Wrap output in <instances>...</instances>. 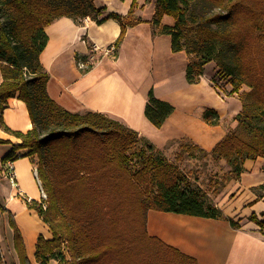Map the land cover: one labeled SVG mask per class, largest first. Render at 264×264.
<instances>
[{"label":"trees","instance_id":"16d2710c","mask_svg":"<svg viewBox=\"0 0 264 264\" xmlns=\"http://www.w3.org/2000/svg\"><path fill=\"white\" fill-rule=\"evenodd\" d=\"M198 1L156 0L149 22L157 28L164 16L174 20L161 33L171 36L173 52L184 51L189 56V83H198L213 62L218 74L229 77L232 89L228 95L237 94L245 85L250 89L235 117L237 129L211 151L214 160H226L239 178L246 160L264 158V0H202L217 11L190 14ZM137 8V0H132L127 15L110 13L98 21L119 22L121 33L113 44L117 50L127 29L143 22L135 17ZM104 9L95 0H0L1 121L9 100L17 98L26 104L32 122L27 132L5 126L22 142L13 144L0 163L6 167L8 161L24 157L37 160L47 207L36 201L28 207L49 226L53 238H38L35 259L40 264L52 260L59 264H199L149 234L148 212L219 219L222 211L187 191V176L178 165L152 154V146L149 153H138L141 166L132 171L129 152L143 141L139 132L103 113L68 111L49 95L50 75L41 62L48 42L46 27L62 17L80 23L103 14ZM216 78L211 79L213 85ZM174 109L150 90L145 116L151 124L161 128ZM203 118L210 125L220 122L214 109H207ZM0 144L12 143L0 140ZM180 148L188 146L182 142ZM152 185L156 194H151ZM0 209L9 214L14 229L18 263L32 264L14 216L2 205ZM250 221L260 229L264 226V220L255 215ZM230 223L239 228L233 219Z\"/></svg>","mask_w":264,"mask_h":264},{"label":"crops","instance_id":"0c3cea01","mask_svg":"<svg viewBox=\"0 0 264 264\" xmlns=\"http://www.w3.org/2000/svg\"><path fill=\"white\" fill-rule=\"evenodd\" d=\"M138 3L135 17L143 22L127 29L120 48L116 49L117 57H101L93 66L89 63L91 67L86 71L79 68L77 63L80 58L89 56L90 46L97 45L106 49L116 42L121 33L117 20L108 19L101 24L98 21L105 19L110 13L127 15L132 0H95L98 8L105 7L103 14L87 17L80 21L81 24L72 18L62 17L46 27L48 42L41 55V62L50 75L49 95L59 106L73 113L90 111L119 118L129 128L139 132L143 140L150 141L159 149L179 150L182 142H193L199 148L211 152L228 134L229 124L225 122L226 118L240 112L241 103L237 101V109L229 112L228 103L204 79V75L198 83H189L186 79L189 56L184 51L173 52L171 36L161 33L164 26H172L173 19L164 16L161 25L156 28L149 22L154 15V7L150 8L144 0H137ZM146 11L148 15H145ZM88 59L85 62H89ZM205 83L215 96L214 104H207L200 97L193 99V87L200 88ZM111 84H116L121 89L122 98H127V95L131 98L128 110L135 119L130 120L120 111L121 104L107 102L104 95ZM177 85L179 89H176ZM150 90H153L158 99L171 103L175 108L161 128L155 127L145 116ZM207 109H214L218 113V125H210L204 120L203 115ZM30 120L26 104L17 98H11L9 107L3 112L2 121L0 115V140H8L12 144H0V162L13 148V144L22 142L5 130V126L12 131L27 132L32 128ZM13 163L18 184V188L13 187L15 190L5 183L6 179H2L0 163V205L14 216L31 263L40 264L35 259L38 238L42 235L46 239H52L53 235L36 210L30 209L23 201L24 198L41 201L40 179L37 178L36 165L31 157H24ZM243 169L240 177L231 182L216 203L223 218H202L150 210L147 215L149 234L164 241L159 233L151 232L150 227L154 221L159 227L160 223L173 216L181 219H204L207 235H210L209 238H216L225 252L224 264H264V237L260 226L250 221L252 215L260 221L264 220V189H261L264 185V158L246 160ZM19 193L21 194L18 195ZM231 219L239 224V228L231 225ZM3 235L19 264L9 214L0 209V244ZM164 242L203 264L197 253L184 251L169 241ZM50 264L59 262L52 260Z\"/></svg>","mask_w":264,"mask_h":264},{"label":"rangeland","instance_id":"374dc122","mask_svg":"<svg viewBox=\"0 0 264 264\" xmlns=\"http://www.w3.org/2000/svg\"><path fill=\"white\" fill-rule=\"evenodd\" d=\"M144 1L145 4H147L150 8L154 7V11H155L156 0H144ZM138 8H139V3H138ZM138 8L136 9V11L138 10ZM216 11L217 9H215L212 5H209L201 0V2L198 1V3L193 5V7L190 10V14L193 13L197 15H202L207 13H214ZM145 15H148V11L145 12ZM78 24H81V22ZM173 24H174V20L171 23V25ZM94 48H95L94 45L90 46L91 52L89 56H87L89 58L88 61L89 63L92 64V66L94 65V62H97L101 57L105 58L108 56L105 53L106 50L105 48L103 49L99 48L98 51H95ZM117 53L118 52H116L114 56L112 55L109 56H112V58L114 59L117 57ZM77 57L78 55L76 56V58ZM84 70L86 71L87 69ZM217 71L218 68L216 67L215 63L213 62L210 63L209 66L207 65L205 67L204 79L210 82L211 86L213 87L215 84L217 85V87H214V89L216 90L217 94L221 98H223L225 102L228 103L229 112H232L233 110L237 109V107L239 106L237 101L241 103V99L244 97L246 93L250 91V89L245 85L237 94H234L232 96L228 95V92H230V90L232 89V86L229 83V77H223L222 75L218 74ZM214 76L217 78L215 84L213 85L211 79ZM176 89H179L178 85L176 86ZM192 96L193 99L195 97H200L201 99H203V102H206L207 104L215 103V96L211 93V90L206 83L204 85L202 84L200 88L199 86H197V88L193 87ZM241 109H242V103H241ZM238 113L239 112H237V114ZM236 115L235 116L229 115L226 118L225 122L229 124L228 133L233 132V130L235 131L237 129L236 127L237 121H235ZM108 117L128 127L123 122V120L116 118L114 116L108 115ZM185 143L187 144L188 148L179 147V150H171V149L165 150L162 148L159 149L154 144H151L150 141L143 140L140 144H138L134 149H132L129 152L130 155H133L132 171L138 170L141 166V160H140L141 158H137L138 153H141L143 151L149 153L150 152L149 146H152L153 147L152 154H154L155 156L162 157L166 159V161L178 165L181 171L184 173V175L187 176L189 188L187 189L186 185H183L184 189H187V191L196 194L206 205L216 206L217 201L220 199V197H222L223 193L231 184V182L237 180L238 178L237 174L233 171L231 165L226 160L216 161L214 160L211 152L202 150L199 147L197 148V146H195L193 142L192 143L185 142ZM21 153H25V151ZM177 156H179L180 158H177ZM34 162L36 163L37 160H34ZM1 174H2L1 176L2 179H6L5 183L11 185L9 178L6 177L7 175H6L5 167H3L2 165H1ZM142 186L143 189H146V186L144 185ZM151 189H152L151 194H156V188L153 187V185ZM23 201L28 205H30V203L32 202L31 201L28 203L26 199H23ZM38 203L41 204L40 202ZM0 254H1L0 264H17L16 259L13 257L11 251L9 250L8 241L6 239V236L4 235L2 238V242L0 244Z\"/></svg>","mask_w":264,"mask_h":264},{"label":"bare ground","instance_id":"6f19581e","mask_svg":"<svg viewBox=\"0 0 264 264\" xmlns=\"http://www.w3.org/2000/svg\"><path fill=\"white\" fill-rule=\"evenodd\" d=\"M121 89L116 84H111L106 88L105 99L113 105H122L123 113L130 118L135 116L128 110L129 96L121 97ZM131 100V98H130ZM120 105V107H121ZM123 108H126L123 110ZM151 232L159 233L164 241H169L180 247L182 250L194 253L202 259L203 264H224L225 252L222 251L220 243L216 238H209L206 233V224L204 219H181L176 216L166 219L165 222L158 224L156 221L151 225Z\"/></svg>","mask_w":264,"mask_h":264},{"label":"built area","instance_id":"2783aa9c","mask_svg":"<svg viewBox=\"0 0 264 264\" xmlns=\"http://www.w3.org/2000/svg\"><path fill=\"white\" fill-rule=\"evenodd\" d=\"M95 51H98L99 50V47L97 45H95ZM105 53L107 55H112L114 56L115 53H116V48L114 45H111L109 47L106 48L105 50ZM79 68L81 69H88L89 67V62H85V61H82V59L79 60V62L77 63ZM5 171H6V177L9 178L10 182H11V185L12 187L14 188H18V184H17V179H16V173H15V169H14V163L13 161H8L7 164H6V167H5ZM37 174V172H36ZM37 178H38V174H37ZM39 181V186H40V194H41V201L40 203L43 205V208H46V203H44L47 199V195L42 187V184H41V181ZM21 193H19L18 195H20ZM25 199V198H24ZM29 202H31L30 199H26ZM260 232L261 234L263 235L264 237V226L260 229Z\"/></svg>","mask_w":264,"mask_h":264}]
</instances>
